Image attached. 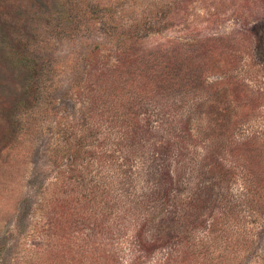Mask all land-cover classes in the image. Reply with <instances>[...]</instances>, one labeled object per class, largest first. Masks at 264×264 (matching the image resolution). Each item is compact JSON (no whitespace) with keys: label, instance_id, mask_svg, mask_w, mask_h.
<instances>
[{"label":"rangeland","instance_id":"rangeland-1","mask_svg":"<svg viewBox=\"0 0 264 264\" xmlns=\"http://www.w3.org/2000/svg\"><path fill=\"white\" fill-rule=\"evenodd\" d=\"M56 1L55 18H39ZM43 3L0 0V30L7 34L6 43L0 38V264H264V62L252 36L264 0ZM78 7H96L98 14L87 20ZM143 20L145 28L124 40ZM28 34L42 64L41 99L33 106L25 105L24 65L12 61L9 48L25 43ZM122 37L142 56L160 50L184 69L194 65L207 72L209 83L237 80L240 91L226 85L231 94L213 102L204 85L203 93L192 92L188 87L195 84L177 79L165 90L148 78L116 94ZM231 99L235 108L227 106ZM179 107L178 115L185 110L178 122L190 120L186 145L180 140L183 124L171 116ZM130 113L140 125L133 138L120 127ZM170 123L176 124L173 131ZM165 138L175 144L169 165L174 178H182L188 203L200 185L212 181L204 164L218 155L209 153L210 144L231 141L236 147L234 158L221 155L217 161L235 167L233 176L217 180L197 223L189 215L181 223L146 222L158 185L157 166L152 177L147 168L157 158L153 143ZM70 141L85 149L78 159L64 156ZM228 193L227 203L216 200ZM213 217L223 223L209 229L204 224ZM184 226L194 227L190 238L202 246L187 249L193 240L183 245L160 237ZM140 231L153 250L141 245Z\"/></svg>","mask_w":264,"mask_h":264},{"label":"trees","instance_id":"trees-1","mask_svg":"<svg viewBox=\"0 0 264 264\" xmlns=\"http://www.w3.org/2000/svg\"><path fill=\"white\" fill-rule=\"evenodd\" d=\"M35 1L36 2L39 1V3H41L40 5L44 4L43 0H35ZM97 5H99V3ZM57 6L59 7L58 2L56 1L54 3V6L50 10H48L47 8H43V11L41 12L39 18L44 19L45 22L47 23L50 22L53 18H55L57 14V12L55 11L56 9L58 11ZM45 7H47V5H45ZM82 8L83 7L81 8L78 7L77 9H80L79 12H81L83 16H85V19L88 18L87 20H91L90 19L91 14H92L91 12L93 11L94 13L98 12L96 7H92V8L89 7V10L88 9L84 10ZM105 13H108V12L105 11L103 14ZM145 22L146 21L144 20L143 22L142 21L134 22L133 24L134 28H132L131 30L132 34H130V36L129 34H125L127 36L124 37V40L126 39L129 40V38L131 37H133L134 39L133 33L135 32L139 33V31H141L142 28H145V25H144L146 24ZM257 22L258 23L255 25V27L252 30V36L254 38L256 51L264 62V15ZM28 35L29 36H25V43L23 44L21 43L19 46H16V44H13V45L11 44V47L9 48L11 50L10 56L12 57V61L15 64H17V66L24 65V68L27 74V82L25 84L27 102L25 103V105L30 106L32 104L35 105L36 103H39L41 99L40 87L42 84V79H41L42 78V73H41L42 64L38 62L37 57H34L35 51L33 47H30L33 39L30 38V34ZM0 38H2L1 40L4 43H6L5 41L7 40V34H4L0 30ZM114 40H116V38ZM122 40H123V37L119 39L120 43L117 44L119 64L116 66L115 72L118 73L117 78L120 80V82L117 83L115 86H113V89L115 90L116 94H118V89L119 88L123 89L126 86V84L137 85L135 84L136 82L135 80L143 79V81H146L148 78H151L153 83L158 84L159 87L163 86V89L165 90H167L166 88L168 87V83L171 84V82L177 79L180 82L188 81L189 84H195L194 87L192 86L188 87V90H191L192 92L198 91V93H203V91L200 90L199 85H204V92H207L206 94L208 95L210 94L212 96L211 99L213 102L214 100L218 102L219 98L225 101L226 96L228 97L231 94L230 89L233 92H236V94L238 91H240L239 90L240 83H238V81L233 78L227 79V80H230L229 85L227 84V80H226V84L217 83V82L209 83L207 82V79H206L207 76H209V74L207 72H203V70L200 71L201 69L199 68H197L198 71L197 69L193 70V68L195 67L194 65L192 66L186 65L185 66L186 68L184 69L183 65H179L178 63H176L174 60L171 59V56H169L168 54L162 51L160 52V50L153 51L151 53L148 52L146 53L145 56H142V53H138L139 51L137 50L134 44L126 45L125 41H122ZM94 48H99V46L95 45L93 47H90V51H89L90 54H91V50ZM226 85L230 87V89L227 92L225 91L226 90L225 88H228L226 87ZM230 101L231 102L227 106L229 107L234 106L235 108L237 103L235 104V102H232V99ZM239 105L240 103H238V106ZM212 107L214 106L211 105L210 109ZM225 109L226 107L223 108L222 110H225ZM180 110H181L180 107L177 108V110H174L175 115L172 114L171 116L176 120V123H178V125L183 124L179 128L181 138H182L180 140H183L184 144L186 145L190 141L189 139L192 138V135L190 134L191 129L189 125L190 120L186 118L184 119V121L178 122V118H180L184 114L185 109L180 115H178L180 113ZM134 114L130 113V120L128 122L124 120L121 123L123 124V126H120L124 128L125 134L130 136L131 138L137 136L139 132L138 133L136 132L137 130H140V125L139 123L136 122L138 115H134ZM120 115H123V116L125 115L126 117L128 116V112L127 113L121 112ZM134 116H135V120L133 119ZM175 125L176 124L174 123H170L168 129L173 131V127ZM174 132H177L176 129ZM119 133H124V132L120 130ZM168 138H171V137H168ZM166 141L167 142L160 141L161 142L160 144L153 143L154 149L156 151V152L154 151V154H155L154 157H157V158H154V160L152 161V164H150L149 168H147V171H148L147 174H149L150 177H152L153 176L152 172L156 169L154 176L158 177V181H157L158 185H155L156 188L155 190L152 191V200L154 202V205H152L151 207L152 213H149L148 215L152 217L147 219L146 222L150 223L155 218H157V220L160 219L161 222L166 223V224H170L171 221H174V222L178 221V223H181L184 217L189 215L193 217V223H197L198 220L204 215L202 213L203 209L205 210V208L207 207V203L210 202L214 197V194H215L214 189L218 185L217 180L222 178V176H224L226 173H229L230 177L233 176L235 167L225 169V165H222L221 163H218L217 161L218 159L221 158V155H224V157L227 155V156H231L232 158H234L236 147L234 143L231 141L229 142L228 146L226 143H223V142L221 143L216 142L214 144L213 143L210 144L209 153L211 155L213 153H216V155H218L217 157L218 159L216 161L214 160L213 164L212 163L204 164V166H209L208 170L211 173L212 181L210 184L208 183V186H202L203 184L200 185L196 194H192L191 196L188 197L189 199H191L188 203L184 201V196L186 195L187 191L183 189L182 187V178H179L178 180H176V178H174L175 176L172 174L171 165H169V163L171 164V159H172L170 152L175 147V144L171 140L166 139ZM142 146L144 147L145 144H142ZM84 151L85 149L79 141H75V142L70 141L67 145V148L65 151L66 154L64 156L72 160L78 159V157H80L82 155V152ZM152 166H157V167H155L154 169ZM161 177L164 178L163 181H167L166 186L161 184ZM218 199H221L220 201L226 200V203H227L228 201L231 200V193H228L226 197H222V198L220 196L216 197V200ZM144 204L146 205V203ZM146 208L147 210H149V212H151L150 209H148L149 207L147 205H146ZM225 210L226 212L230 211L226 213L227 216H230L232 209L230 207H227ZM195 214H197L198 216H194ZM179 217H180V220L177 219ZM188 222L189 224L192 223L190 219H188ZM199 222H203V220ZM222 223L223 222L221 218L213 217L209 219L207 222H205L204 225L210 227L209 229H215L217 225H220ZM144 233L145 232L143 231L139 232V236H138L139 242L144 247V249L151 251L154 248L148 247L147 245L148 241H145ZM194 234H195L194 227L190 228L189 226H184L182 229L177 230V232L174 234L171 231H169V232L163 233L162 235H160V237L166 243L171 242V239L175 238L176 244L180 243L184 245V242L193 240L190 237H193ZM185 246L187 247V249L188 248L193 249L194 246H202V244L199 241H195L194 239L193 244H192L193 247H190L187 245ZM187 249H185L186 252H187ZM180 254L181 252L179 251V255Z\"/></svg>","mask_w":264,"mask_h":264}]
</instances>
